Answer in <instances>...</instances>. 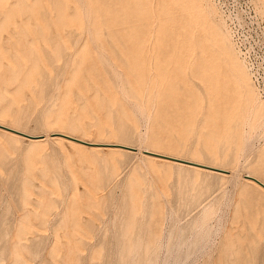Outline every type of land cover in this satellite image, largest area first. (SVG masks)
Listing matches in <instances>:
<instances>
[{"label":"rangeland","instance_id":"rangeland-1","mask_svg":"<svg viewBox=\"0 0 264 264\" xmlns=\"http://www.w3.org/2000/svg\"><path fill=\"white\" fill-rule=\"evenodd\" d=\"M210 2L264 111V0ZM168 6L0 0V123L47 136L0 127V264H264V194L242 176L264 183V155L240 152L239 112L185 47L197 23Z\"/></svg>","mask_w":264,"mask_h":264},{"label":"bare ground","instance_id":"bare-ground-1","mask_svg":"<svg viewBox=\"0 0 264 264\" xmlns=\"http://www.w3.org/2000/svg\"><path fill=\"white\" fill-rule=\"evenodd\" d=\"M165 1L166 6H168L170 0ZM210 1L211 0H179V4L186 12L188 18L190 19V22L196 21L197 23V27H191V24L188 25L185 21H182L181 26L185 28V31L190 33V36L187 38L186 42H184L185 47L190 49L194 54H196L195 50H197V55L199 56V58H196V62L199 68V79L201 81L203 79L204 82L208 81L213 101L218 103L219 105L231 102L232 105L230 113L234 114L236 110L239 112V129L241 133L240 152L242 154H246L257 151L263 156L264 136L259 135L258 132L264 124V111L263 109H260L258 107L259 101L258 97H256V94L258 92L255 94L254 89L251 90V88H249L247 83L244 81L246 72L245 68L239 67V65L235 66V64L233 66V62H235V59L239 57V50L236 51L235 49H232V51L230 50L229 54V50L226 49L225 42L229 41L230 34L228 32L224 34L225 32L222 33L218 28L214 27V21L219 15L217 9L215 8L217 4L214 6V4ZM170 10L173 9L171 8ZM222 23L224 22L222 21ZM196 31H198L199 33L196 34ZM134 88L137 90V86H134ZM223 110H225L224 107ZM226 114L229 113L227 112ZM0 127L6 130V132L7 130L11 131L12 135L17 137L18 139L26 138L29 140H44L47 138V136L43 134H29L23 129H17L11 126L4 125L2 123H0ZM50 135L55 136L53 138L56 140H64L74 145L83 146V144H88L93 148L102 146L110 149L121 147L123 149L133 150L138 153L146 152L148 155H154L153 158L155 159L163 160L164 158H168L171 159L170 162L172 163H185L183 165L193 169H204L217 172L221 175H225V173L230 172L229 170L224 168L207 165L192 160L181 159L179 157L167 156L162 153H157L149 150H140L139 148L125 144L100 143L93 141L88 142L81 138L73 137L62 132H56ZM240 162H242V160ZM235 168L236 171L239 169L237 168V166ZM242 176L246 177V180L249 183L255 185L261 191V193L264 194V183L260 179L247 173Z\"/></svg>","mask_w":264,"mask_h":264},{"label":"built area","instance_id":"built-area-1","mask_svg":"<svg viewBox=\"0 0 264 264\" xmlns=\"http://www.w3.org/2000/svg\"><path fill=\"white\" fill-rule=\"evenodd\" d=\"M239 26V25H238Z\"/></svg>","mask_w":264,"mask_h":264}]
</instances>
